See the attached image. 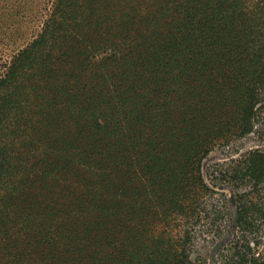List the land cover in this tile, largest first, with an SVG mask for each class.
Instances as JSON below:
<instances>
[{
    "label": "trees",
    "instance_id": "obj_1",
    "mask_svg": "<svg viewBox=\"0 0 264 264\" xmlns=\"http://www.w3.org/2000/svg\"><path fill=\"white\" fill-rule=\"evenodd\" d=\"M54 1L38 33L0 57V264H209L191 252L211 218L202 163L258 121L264 0ZM235 161L253 190L236 195L217 262L264 264L250 240L264 150ZM56 178L82 193L54 229Z\"/></svg>",
    "mask_w": 264,
    "mask_h": 264
},
{
    "label": "rangeland",
    "instance_id": "obj_2",
    "mask_svg": "<svg viewBox=\"0 0 264 264\" xmlns=\"http://www.w3.org/2000/svg\"><path fill=\"white\" fill-rule=\"evenodd\" d=\"M54 4V0H0V57L13 55L19 47L29 42L38 33L42 22L48 18ZM261 106V113L258 115L253 133L229 145L217 146L202 163L203 176L214 192L206 198L204 205L211 216L210 224L214 222L213 218H218V221L212 226L201 224L200 227H196L191 252L194 258H204L209 264H220L217 262V252L232 242L233 233L236 231V195L253 190L251 183L235 173L238 169L235 160H239L252 149L264 150V104ZM34 109V104L28 105L27 110ZM32 115L34 116L32 126H35L36 118L39 116L35 110ZM10 122L15 127V134H18L16 137L18 141L24 140L25 135L29 136L28 132L20 133L15 116L10 118ZM60 175L52 176L59 177ZM57 181H59L57 178L51 181V186L48 187V200L45 203L53 210L46 219L50 221L52 219L54 229L57 228V217L60 221L62 219L65 228L68 223L72 222L73 219L61 217L67 214V209L72 204H77L82 193L77 180L61 182L58 183L59 185L56 184ZM262 194L264 197V192ZM262 207L264 208V201ZM256 226L258 234L251 235L250 240L253 247L264 256V218L258 220Z\"/></svg>",
    "mask_w": 264,
    "mask_h": 264
}]
</instances>
